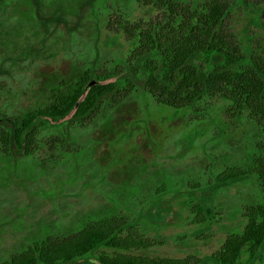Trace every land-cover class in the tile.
Wrapping results in <instances>:
<instances>
[{"label": "trees", "instance_id": "obj_1", "mask_svg": "<svg viewBox=\"0 0 264 264\" xmlns=\"http://www.w3.org/2000/svg\"><path fill=\"white\" fill-rule=\"evenodd\" d=\"M96 1L91 10L108 9L107 26L126 38L125 54L97 65L95 40H78L86 46L84 56L41 85L33 106L0 111L2 181H9L25 158L38 163L34 155L40 147L79 153L69 127L140 92L192 122L210 119L219 105L223 117H248L261 138L244 166L225 164L213 172L211 161L184 187L171 189L164 203L158 197L171 187L158 186L135 216L116 210L86 216L75 228L29 241L0 264H264V0H139L147 7L139 18L120 11V0ZM90 79L95 82L88 84ZM248 176L254 177L255 190L239 207L243 224L226 233L216 250L199 256L145 252L161 243L145 232L156 225L152 209L171 210L178 202L196 226V237H205L217 221V189Z\"/></svg>", "mask_w": 264, "mask_h": 264}, {"label": "rangeland", "instance_id": "obj_2", "mask_svg": "<svg viewBox=\"0 0 264 264\" xmlns=\"http://www.w3.org/2000/svg\"><path fill=\"white\" fill-rule=\"evenodd\" d=\"M25 1L31 14L27 27L19 24ZM35 1L0 0V78L8 87L0 89L2 112L33 106L42 83L52 82L84 56L86 46L78 40H95L97 65L122 57L128 47L123 34L107 26L108 9H97L94 15L85 0H77L73 12L64 0ZM102 1L109 5L113 0ZM14 4L18 20H6ZM118 6L130 18L145 16L147 8L139 0H120ZM173 115L150 95L132 94L116 108L107 105L94 119L69 127L68 138L80 147L79 153L43 146L34 155L38 163L25 158L9 181L0 177V261L41 235L75 228L86 216L114 210L135 216L143 201L142 209L147 208L158 186L171 187L158 195L164 203L171 189L184 187L211 161L213 172L225 164L244 166L261 138L248 117H223L219 105L201 122ZM254 190L252 176L218 188L217 221L204 231L205 237H196V226L178 202H172L171 210L152 209L156 225L145 232L161 243L145 252L199 256L216 250L226 233L243 224L239 207Z\"/></svg>", "mask_w": 264, "mask_h": 264}, {"label": "flooded vegetation", "instance_id": "obj_3", "mask_svg": "<svg viewBox=\"0 0 264 264\" xmlns=\"http://www.w3.org/2000/svg\"><path fill=\"white\" fill-rule=\"evenodd\" d=\"M61 1V0H60ZM36 1L35 0H33V3H35ZM85 2H87L88 3V5H89V8L91 9L92 7H93V5L95 4V3H97V1L96 0H85ZM25 3H26V9L24 10V12H21V18H20V22H19V24H24V26L25 27H27V25L29 24V22L31 21V14H30V12H29V10H28V1H25ZM73 3H74V0L72 1V0H64V7L65 8H67L68 10H71L72 12H73V10L74 11H76V8L74 7V5H73ZM108 5V4H107ZM8 8H10L11 10H9V14L7 15V18H6V20H11V19H13V17L15 16L16 17V19L18 20V18H17V14L16 13H19L18 12V5L17 4H14V5H10V7H8ZM96 9H101V8H99L98 6H96L95 7ZM97 13L95 12L94 13V15H96ZM5 20V21H6ZM107 24V23H106ZM75 29H73L72 28V31H70V33H72V34H74L75 32ZM75 61V60H74ZM73 61V62H74ZM76 62H79V61H76ZM76 62H74V63H76ZM56 77L57 76H55V78H54V80L56 79ZM53 80V81H54ZM3 81L4 80H2V78H0V89L1 90H3V89H8V87H7V85L6 84H4L3 83ZM47 81V80H46ZM45 81V83H47ZM45 83H42V85H45ZM49 83V82H48ZM10 114H12V113H10ZM6 119H8V120H11V118H10V116H8V118H6Z\"/></svg>", "mask_w": 264, "mask_h": 264}, {"label": "water", "instance_id": "obj_4", "mask_svg": "<svg viewBox=\"0 0 264 264\" xmlns=\"http://www.w3.org/2000/svg\"><path fill=\"white\" fill-rule=\"evenodd\" d=\"M93 82H95V79H90V80L88 81V84L93 83Z\"/></svg>", "mask_w": 264, "mask_h": 264}]
</instances>
